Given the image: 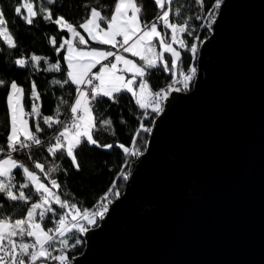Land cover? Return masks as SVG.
Instances as JSON below:
<instances>
[{
	"label": "snow or ice",
	"instance_id": "obj_1",
	"mask_svg": "<svg viewBox=\"0 0 264 264\" xmlns=\"http://www.w3.org/2000/svg\"><path fill=\"white\" fill-rule=\"evenodd\" d=\"M78 0V19L63 13L65 0H18L13 15L29 28L37 19L55 26L52 55L20 52L15 30L0 7V63L28 73L25 83L0 76L5 91L0 121V264H79L89 234L102 227L123 185L113 179L90 207L67 184L64 161L79 173L78 153L119 150L118 179L128 182L146 156L157 119L174 94L192 91L200 50L214 33L225 0ZM193 5L198 6L193 13ZM200 23L193 27V22ZM83 33V34H82ZM18 53V54H17ZM187 54V58H185ZM48 74L55 97L48 114L35 76ZM153 73L166 83L153 89ZM122 96L139 110L128 143L120 142L107 114ZM27 101V107H26ZM107 104L109 107H102ZM136 116V113H133ZM126 124V120H121ZM146 134V135H144ZM67 189V190H65Z\"/></svg>",
	"mask_w": 264,
	"mask_h": 264
},
{
	"label": "water",
	"instance_id": "obj_2",
	"mask_svg": "<svg viewBox=\"0 0 264 264\" xmlns=\"http://www.w3.org/2000/svg\"><path fill=\"white\" fill-rule=\"evenodd\" d=\"M79 264H264V0H225Z\"/></svg>",
	"mask_w": 264,
	"mask_h": 264
},
{
	"label": "trees",
	"instance_id": "obj_3",
	"mask_svg": "<svg viewBox=\"0 0 264 264\" xmlns=\"http://www.w3.org/2000/svg\"><path fill=\"white\" fill-rule=\"evenodd\" d=\"M17 2L18 0H0V7L4 8L7 18L10 21V27L15 30L18 43L20 44L19 51L24 52L26 49L29 53L35 51L37 54L41 55H52V49L48 45L47 37L50 34H57L55 26L37 19L36 26L29 28L22 23L18 17L13 15V8ZM76 4H78V0H65V7L62 11L67 18L74 20L79 18L80 11L73 6ZM144 4L148 18H151L154 15V6L151 4L150 0H144ZM192 7L193 13L195 14V8L198 6L193 5ZM199 23V21H194L193 27H196ZM196 30L201 35L202 39L210 35V33L205 30L199 28H196ZM185 58H187V54H185ZM27 75L28 73L26 72L16 70L12 66L10 60L6 65L0 63V76L15 78L18 83H24L26 88L27 84L25 81ZM47 78L48 74L37 73L35 76L39 90L44 94L43 110L45 114L49 113L50 109L53 107V101L55 100V97L51 95L52 89H50L46 83ZM167 79L168 77L166 74L153 73L150 78V83L153 89H158L166 83ZM4 96L5 91L0 90V121L3 120L2 113L5 110ZM102 107L109 106L105 104ZM133 113H136V116H134ZM107 114L115 122L117 132L116 139L127 144L137 124L136 117L139 115V110L134 106V101L130 96H122L119 105L112 104ZM121 120H126L127 123L121 124ZM118 155V149H113L110 153L99 149L93 150L85 148L78 153V158L82 166V170L79 173L71 169L69 161H64V166L68 167L70 171L67 184L71 192L75 194L76 198L85 207H90L101 195H103L114 178L124 187L125 182L118 179L120 166ZM83 248L84 245L81 248L80 254Z\"/></svg>",
	"mask_w": 264,
	"mask_h": 264
},
{
	"label": "crops",
	"instance_id": "obj_4",
	"mask_svg": "<svg viewBox=\"0 0 264 264\" xmlns=\"http://www.w3.org/2000/svg\"><path fill=\"white\" fill-rule=\"evenodd\" d=\"M83 34V33H82Z\"/></svg>",
	"mask_w": 264,
	"mask_h": 264
}]
</instances>
